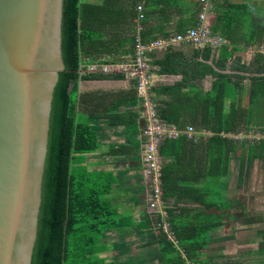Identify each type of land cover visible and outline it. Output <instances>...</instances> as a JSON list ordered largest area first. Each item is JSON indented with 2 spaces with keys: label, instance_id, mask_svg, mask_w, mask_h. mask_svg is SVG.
I'll return each mask as SVG.
<instances>
[{
  "label": "trees",
  "instance_id": "16d2710c",
  "mask_svg": "<svg viewBox=\"0 0 264 264\" xmlns=\"http://www.w3.org/2000/svg\"><path fill=\"white\" fill-rule=\"evenodd\" d=\"M245 1L212 0V6L219 4L225 10L213 32L232 42L237 34L245 42L251 40L252 34L254 38H264V15L255 23ZM201 9L200 0H63L61 52L65 69L59 74L53 91L41 203L30 264H113L103 255L109 251V233L115 231L121 234L115 250L119 254L115 253V257L120 255L124 263L119 264H219L214 255L205 254L212 245L235 239V231L227 237L216 235L227 224L235 223L238 214L245 215L244 205L236 199V193L250 177L253 163L262 160L264 155V128L257 130L256 135H260L257 141L246 138L256 132L254 127L258 128L255 109L264 99V52L256 54L249 64H242L236 58L230 69L237 73L217 76L211 96L194 92L189 108H180L177 101L166 106L156 101L157 95L174 93L172 87L150 90L155 97L149 94L147 99L154 105L158 121L179 132L175 138H161L158 147L159 156L168 160L160 167L159 177L161 206H165L166 218L162 217L160 206L158 212L143 214L140 222L133 224L109 200L117 182L115 174L89 172L78 162L85 161L86 155L100 148L94 124L97 121L104 120L109 126H130L127 147L134 153L140 144H145V137L139 140L137 136L147 126L140 132L135 129L140 114L146 110V99L137 94L136 78H131L128 92L100 90L78 95L79 80L125 77L123 73L81 74L80 71L93 65L99 66L98 70L102 66L117 65L128 54L133 57L137 38L144 45L168 40L171 36L163 30L177 16H180L177 33L185 32V25L197 26L199 22L194 17H198ZM242 24L243 29H239ZM251 44L247 41L244 45ZM230 47L235 48L233 51L244 49L239 45ZM167 50L160 61H155L160 66V74L174 72L172 67L180 62V52L173 51L172 47ZM210 51V46H204L194 50V54L206 58ZM231 53L230 50L228 57ZM246 81L248 86L244 84ZM121 109H127L129 123L123 121L125 113L114 117ZM183 110L188 114L187 120L182 119ZM187 125H192L195 132L209 131L210 136L199 135L196 139V133L194 137L180 133ZM233 178L235 189L230 188ZM189 203L200 208L178 206ZM178 210L181 217L176 214ZM191 211L197 215L191 216ZM249 218L246 225H251ZM163 222L169 225L173 240L158 226ZM251 232L246 240L258 246L255 257L258 255V263L264 264V228ZM127 236L140 240L137 249L141 257H136L135 250L129 251L130 245L124 241ZM222 250L220 246L218 251ZM251 255L252 252H241L242 257L238 259H252ZM228 260L222 264L232 263L234 257Z\"/></svg>",
  "mask_w": 264,
  "mask_h": 264
},
{
  "label": "water",
  "instance_id": "95a60500",
  "mask_svg": "<svg viewBox=\"0 0 264 264\" xmlns=\"http://www.w3.org/2000/svg\"><path fill=\"white\" fill-rule=\"evenodd\" d=\"M63 0H0V264H30L54 87L65 69ZM108 72L95 67L80 73Z\"/></svg>",
  "mask_w": 264,
  "mask_h": 264
},
{
  "label": "crops",
  "instance_id": "0c3cea01",
  "mask_svg": "<svg viewBox=\"0 0 264 264\" xmlns=\"http://www.w3.org/2000/svg\"><path fill=\"white\" fill-rule=\"evenodd\" d=\"M90 1L95 2L98 0ZM245 3L249 12L251 13V20H254L255 23H258L264 15V0H246ZM224 12L225 10L221 8L219 4L213 6L210 5L207 12H205L206 24L210 32L212 31L211 34L215 37H221L218 32H213V29H215V27L217 26L218 17L221 14L223 15ZM194 18L199 22V18L197 16H195ZM179 20L180 16L173 18L163 30L164 33H168L171 36L170 38H173L175 35L180 34L177 33L178 29L176 30L177 22ZM238 27L239 29H243V24ZM184 29L186 31L191 28L185 25ZM239 36V34H237V36L235 35V39H233V42L221 37L223 39L222 43L217 47H211V51L206 58L202 55L194 54V50L202 49V46H196L190 43L178 42L175 45H164L161 47L151 46L147 53L149 55L146 54L149 63V70L146 73L148 75V85L144 90H138L139 92L137 94L139 95V97H143L144 99H146V101H148L147 98L149 97V94L151 98L155 97V94L151 93L150 90L155 88L159 89L163 87H172L175 89L174 93L170 95H157L155 99L157 102H159V104H162L163 106H166L167 103H170L172 101H177L180 104V108L192 105L191 98L194 92L203 97L211 96L213 85H215L217 81V76L226 77L237 73V71H232L230 69V66L233 64V61L236 58H240L242 64H249L255 60L256 54H262L264 52V38H254L255 34H252L251 40H247L252 43L251 46L245 47L244 44L247 41L245 42V40ZM231 45H239L240 48L244 49L233 51V49L235 48H231ZM169 47H172V50L175 52H180V62L179 64H175V66L172 67V70L174 72L169 74H160V66L155 64V61H160L168 52L167 49ZM230 50L232 51V53L228 57V55L230 54ZM152 53H154V56H151ZM132 61L133 57L128 54L123 57V62L117 65L102 66L108 68V72L110 73H123L125 75L124 79L87 81L79 80L77 83L78 95L100 90L116 93L128 92L132 85L131 78L129 76L130 72L133 70ZM92 67L98 68L99 66L93 65L88 68ZM197 67H201L203 70L198 69ZM244 84L248 86L249 82L246 81ZM223 88L225 91V84L223 85ZM262 102L264 103V99L262 100ZM148 106L149 108H152V110L154 109V105L151 102L148 104ZM148 106L146 105L147 111H149ZM124 113L126 114V117L123 118V121L129 123V114L127 112V109H121L120 113H116L114 117H120V114ZM182 114V119L187 120L185 119V117L188 114L185 112V110L182 111ZM156 120L158 121L157 118ZM159 123L165 125L161 121ZM94 124H96L95 130L97 132V140L100 148L95 153L86 155L85 161L83 159L79 160L78 162L80 165L86 166V170L89 172H112L113 174H115L117 182L112 187L109 200L118 210L121 216L127 218L130 217L133 224H138L143 218V214L152 212L149 209V203L152 200V196L149 188V174L144 163V144H140L137 153H134L133 149L127 147V141L130 138V126H109L104 120H99ZM145 124H148V118L146 119V115L143 112L140 114L138 126L135 127V129L140 132ZM191 127L193 126L187 125L184 130H180V133H184L189 137L187 130ZM257 127L259 129L264 128L260 127V124H258ZM131 128L132 130H134L132 126ZM170 128L175 129V127ZM192 130L193 134H191L190 137H194L195 133L197 134L196 139H198L199 135L204 138L210 136L209 131L195 132L196 130H194V128ZM143 138L144 137L142 136V134H139L137 136V139L139 140H143ZM162 139H160V141ZM160 141L158 142L159 144ZM113 149L115 150V152L111 151ZM167 161L168 160L163 159L158 154L159 168ZM232 186L233 184L230 186L231 189ZM170 203L173 204L174 199H172ZM178 206L190 209L200 208L198 205H194L192 203H189L188 205L179 204ZM160 210L162 217L166 218L167 215L165 212V206H161ZM176 214L181 217V214H179V210L176 212ZM190 215L195 216L197 214L194 211H191ZM243 230L244 228L242 225L241 228L236 227V225L229 224L228 227L226 225L224 228L218 231L219 234L216 235V237H227L230 236L233 231H235V239L225 242H219L217 245H212L211 249H209L205 255H214L219 264H222L223 262L227 263V260L231 259V257H234V260L232 261V263L228 264H259L258 260L254 258V252L256 251V248L251 247L253 243H250L249 240H246L247 235L251 234L252 232L250 228L246 229V231H248V234L245 233L242 237H240L239 234L245 232ZM120 235L121 234L118 231L109 233V238L107 240V243L109 244V251L108 254L103 255V257L108 256L110 258L109 262L111 261L113 264L124 263V259H121L120 255L115 257L116 254H119V251L115 250L117 249L116 242H120ZM124 241H126L130 245L129 251L131 249L132 251L135 250V254H137L136 257H141L140 254H138V251L140 250L137 249L138 242L139 245L141 244L139 239L133 236H127ZM244 241L245 244L242 245ZM230 244H234L235 246L233 248H230L228 251V245ZM220 246L223 247L222 252L218 251V248ZM238 251L239 254L237 253ZM241 252H243L244 254L252 252V259L248 257L238 259L239 257H242L240 256ZM220 256H224L225 258L219 259L221 258ZM141 262L142 261L138 263Z\"/></svg>",
  "mask_w": 264,
  "mask_h": 264
},
{
  "label": "built area",
  "instance_id": "2783aa9c",
  "mask_svg": "<svg viewBox=\"0 0 264 264\" xmlns=\"http://www.w3.org/2000/svg\"><path fill=\"white\" fill-rule=\"evenodd\" d=\"M212 0H200L201 12L198 15L199 24L196 27L186 30L181 34L175 35L173 38L168 40H158L149 45L141 44L139 39L135 40L134 55H133V70L130 72V78L137 79L138 90H144L148 85V75L146 74L149 70V63L147 59V52L151 46L161 47L168 45H175L178 42L190 43L196 46H219L223 39L215 37L211 34L205 18V12L210 7ZM137 10H141L138 6ZM141 18V16H139ZM149 102L145 101V107L148 106ZM149 108V106H148ZM146 119L148 118V124L142 131V136L145 137L144 144V163L149 174V188L151 191L152 200L149 203V209L152 212H158L161 206V189H160V168L158 164V142L163 137L175 138L179 132L173 128H167L163 124L156 120L155 111L149 108V111H144ZM189 137L193 134V130L188 128L187 130ZM162 230L169 234V237L173 240L172 234L168 231L169 225L163 222L161 225Z\"/></svg>",
  "mask_w": 264,
  "mask_h": 264
},
{
  "label": "rangeland",
  "instance_id": "374dc122",
  "mask_svg": "<svg viewBox=\"0 0 264 264\" xmlns=\"http://www.w3.org/2000/svg\"><path fill=\"white\" fill-rule=\"evenodd\" d=\"M255 112L258 115L256 123L260 124V127H264V103L262 101L259 103V106L255 109ZM254 129H256V132L251 133L246 138L249 140L257 141L260 138V135L256 136V133H258L257 130L260 129L256 127H254ZM252 168L253 169L250 174V177L246 179V181H244L242 185H240V190L236 193V199H239L240 203L244 205L245 215L238 214L236 222L232 224L229 223L230 225H236V227L240 228L241 225H243V231L245 232L240 233V237H242L245 233L248 234V231H246V229L250 228V230L255 231L256 229L260 230L264 228V155L262 157V160L253 163ZM232 183V188L235 189L236 183L234 178ZM248 217H251V219L249 218L250 222L248 223H251V225L253 226L249 224L246 225V219ZM229 224H227V227L229 226ZM249 235H247V238L249 237ZM244 244L245 241L242 245ZM234 246V244L228 245V251ZM251 247L258 248V246H255L254 244H252ZM255 259L258 260L259 256L256 255ZM229 261L230 259L228 260V262Z\"/></svg>",
  "mask_w": 264,
  "mask_h": 264
}]
</instances>
